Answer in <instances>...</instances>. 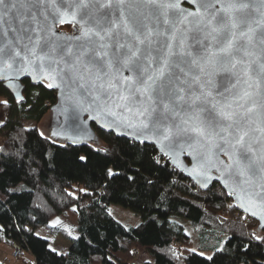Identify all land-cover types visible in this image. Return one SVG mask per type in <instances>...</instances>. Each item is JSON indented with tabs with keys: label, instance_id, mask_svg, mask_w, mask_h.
Wrapping results in <instances>:
<instances>
[{
	"label": "snow or ice",
	"instance_id": "obj_1",
	"mask_svg": "<svg viewBox=\"0 0 264 264\" xmlns=\"http://www.w3.org/2000/svg\"><path fill=\"white\" fill-rule=\"evenodd\" d=\"M30 88L62 117L47 139L93 122L145 171L219 181L264 220V0H0V128Z\"/></svg>",
	"mask_w": 264,
	"mask_h": 264
},
{
	"label": "trees",
	"instance_id": "obj_2",
	"mask_svg": "<svg viewBox=\"0 0 264 264\" xmlns=\"http://www.w3.org/2000/svg\"><path fill=\"white\" fill-rule=\"evenodd\" d=\"M38 91L24 93L25 102L12 108V122L0 128V242L32 253L34 264H135L144 251L153 259L141 264L260 259L256 253H264V243L252 233L264 235V229L235 207L223 186L215 183L206 195L208 190L197 192L177 169L145 171L139 156L121 153L116 139L96 126L98 143L53 142L48 132L41 137L40 124L55 99L45 90L37 103ZM115 203L140 214V223H120L109 213ZM54 218L59 222L50 225ZM41 227L68 239L69 248L61 253L51 246L52 238L37 234ZM195 246L215 248L214 253L203 255Z\"/></svg>",
	"mask_w": 264,
	"mask_h": 264
},
{
	"label": "rangeland",
	"instance_id": "obj_3",
	"mask_svg": "<svg viewBox=\"0 0 264 264\" xmlns=\"http://www.w3.org/2000/svg\"><path fill=\"white\" fill-rule=\"evenodd\" d=\"M5 98L4 96L0 95V99ZM50 123V118H49V114L46 116L45 120L40 124L41 127L43 125V127L45 128V126H49ZM30 125H34V122L30 123ZM47 131H45L46 133ZM109 213H111V215L117 219L120 223H123L126 227H134L137 226L138 223H140L141 221V216L138 213L133 212L130 208L128 207H124L118 203L115 204H111L109 207ZM59 222V218H54L51 220L50 225H55ZM188 233L190 235H192V231H190L189 229H187ZM37 234L40 236H45L48 238H52L53 243L51 246H53L54 248H56L58 251H60L61 253H63L66 249H68L66 243H70V241L68 239H66L64 236L61 235H50L47 231L46 227H41V229H39L37 231ZM195 250L197 252H200L201 254H205L207 256H211L214 253V249L215 248H201L198 246L194 247ZM14 249L11 246H8L6 243L4 242H0V261L5 262L6 264H28V261H31L34 257L32 255V253L30 252H24V259L20 258V259H16L13 256L14 253ZM153 257L151 254H148L147 252H140L138 254L137 259L135 260V264H141L143 261H150L152 260Z\"/></svg>",
	"mask_w": 264,
	"mask_h": 264
},
{
	"label": "water",
	"instance_id": "obj_4",
	"mask_svg": "<svg viewBox=\"0 0 264 264\" xmlns=\"http://www.w3.org/2000/svg\"><path fill=\"white\" fill-rule=\"evenodd\" d=\"M13 91H15V90H13ZM20 94L24 95V93H20ZM53 106H54V104L51 105L50 108H53ZM49 118H50V123H49L48 127L52 131H57L58 130V125L60 124V122L62 120V117L60 119H58L55 111L53 110V111L49 112ZM94 126L99 128L98 125H95L93 122H89V124L86 126L87 127L86 133H81L77 137L75 143H73L71 139H65V138H62V137L55 138V141H57V142L58 141L65 142V143H68V144L70 143V144H74L76 146H80V145H84V144H91V143H98L100 141V138H99L97 130H96V128ZM104 131H107V130H104ZM68 134L75 135L74 133H71V130H69V133H66V135H68ZM214 183H219L220 186H223L219 181H214ZM225 190L228 191V189H225ZM232 199H233V204L235 205V207H237V209L240 212H242L243 214H247L252 219L257 220L259 229L260 230L264 229V220H261L259 218V213L261 211L260 209H257L258 215L256 217H253L250 214V212H247L243 208H240V207L237 206L239 202L234 197H232Z\"/></svg>",
	"mask_w": 264,
	"mask_h": 264
},
{
	"label": "built area",
	"instance_id": "obj_5",
	"mask_svg": "<svg viewBox=\"0 0 264 264\" xmlns=\"http://www.w3.org/2000/svg\"><path fill=\"white\" fill-rule=\"evenodd\" d=\"M48 104L51 105V103L48 102ZM13 256L16 258V259H20V258H23L24 259V252L20 249V250H15L14 253H13ZM28 264H34L33 263V260L31 261H28Z\"/></svg>",
	"mask_w": 264,
	"mask_h": 264
},
{
	"label": "crops",
	"instance_id": "obj_6",
	"mask_svg": "<svg viewBox=\"0 0 264 264\" xmlns=\"http://www.w3.org/2000/svg\"><path fill=\"white\" fill-rule=\"evenodd\" d=\"M66 245H67V247L69 248V246H70V243H68V242H67V243H66ZM32 260H34V259H32Z\"/></svg>",
	"mask_w": 264,
	"mask_h": 264
}]
</instances>
